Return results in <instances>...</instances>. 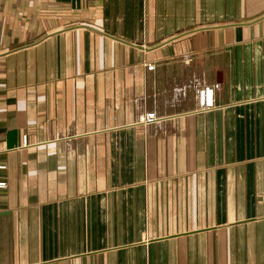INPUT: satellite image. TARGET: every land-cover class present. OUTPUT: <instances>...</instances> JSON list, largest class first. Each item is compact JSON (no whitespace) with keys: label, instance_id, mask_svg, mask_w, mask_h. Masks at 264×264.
<instances>
[{"label":"crops","instance_id":"crops-1","mask_svg":"<svg viewBox=\"0 0 264 264\" xmlns=\"http://www.w3.org/2000/svg\"><path fill=\"white\" fill-rule=\"evenodd\" d=\"M0 165V264H264V0H0Z\"/></svg>","mask_w":264,"mask_h":264},{"label":"built area","instance_id":"built-area-1","mask_svg":"<svg viewBox=\"0 0 264 264\" xmlns=\"http://www.w3.org/2000/svg\"><path fill=\"white\" fill-rule=\"evenodd\" d=\"M147 68L149 70H153L155 68L154 64L148 63ZM219 87L218 83L215 84H203L197 88V103H198V110L205 111L209 110L214 107L215 100H214V91ZM159 119L157 113L155 111H147L141 120L142 124L149 125L157 122ZM23 145H27V135L23 137ZM0 167H3L0 165ZM7 183L5 181H0V188L6 187Z\"/></svg>","mask_w":264,"mask_h":264},{"label":"water","instance_id":"water-1","mask_svg":"<svg viewBox=\"0 0 264 264\" xmlns=\"http://www.w3.org/2000/svg\"><path fill=\"white\" fill-rule=\"evenodd\" d=\"M18 146V135L16 130H12L8 133L7 148L13 149Z\"/></svg>","mask_w":264,"mask_h":264}]
</instances>
